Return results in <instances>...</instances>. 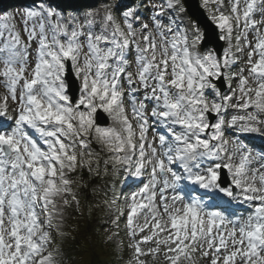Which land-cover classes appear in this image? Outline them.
Returning a JSON list of instances; mask_svg holds the SVG:
<instances>
[{"label":"snow or ice","instance_id":"obj_1","mask_svg":"<svg viewBox=\"0 0 264 264\" xmlns=\"http://www.w3.org/2000/svg\"><path fill=\"white\" fill-rule=\"evenodd\" d=\"M227 5L226 12L225 0H201L198 7L208 13L201 20L190 0H162L152 3L150 23L139 29L134 24L141 5L130 0H105L102 14L86 12L83 23L72 12L63 15L71 5L48 0H33L16 14L0 12V83L6 91L0 119L14 122L10 131H0V264H53L52 253L45 254V225L51 228L62 212L57 198L69 204L67 173L77 166L99 172V163L95 169L91 163L96 154L86 153L92 139L110 154L105 166H121L138 180L148 176L128 197L136 264L161 245L168 264L189 261L197 251L209 264H264V170L250 168L259 160L264 169V152L254 156L244 143L249 134L264 138V0ZM257 10L259 20L253 18ZM217 42L228 47L221 51ZM245 49L247 67L234 73L236 54ZM9 100L17 105L15 116ZM229 107L254 110L227 119ZM105 114L118 129L101 125ZM150 121L167 129L168 136H158L159 152L147 138ZM229 130L236 133L232 139L225 138ZM231 202L253 205V211L233 220L210 210ZM146 228L150 234H143ZM169 228L156 247L149 245Z\"/></svg>","mask_w":264,"mask_h":264},{"label":"rangeland","instance_id":"obj_2","mask_svg":"<svg viewBox=\"0 0 264 264\" xmlns=\"http://www.w3.org/2000/svg\"><path fill=\"white\" fill-rule=\"evenodd\" d=\"M72 1L73 0H59L58 2H60L62 5L64 4L71 5L70 3ZM93 2L96 3L97 5L93 7H88L87 10L84 11L95 12L97 9H100L102 14L101 5L102 3L105 2V0H93ZM130 2L137 5H141L140 12H142V10L145 9L144 4L146 3H144V0H130ZM241 6L243 7V3H241ZM257 7L258 8L260 7L259 3ZM225 9L226 12L229 11L227 0H225ZM57 10L60 11V9ZM19 11H21V9ZM19 11H14V9H12L11 11L10 9H3L0 12H9L16 14ZM69 12H72L74 15H76L79 18L80 22L83 23V18L85 13L78 12L73 8V6H71L69 7V10L67 12L66 11L63 12V15L67 17L69 15ZM205 12L207 13V10H205ZM151 13L152 12L142 13L143 18L145 19L142 20L141 24L150 23V19L152 16ZM255 19L257 20L260 19V12L258 10ZM118 22L121 21L118 20ZM14 23L16 25V30L21 31L22 33V25L20 23V18L18 15L16 16V20L14 21ZM95 23H98L100 27L101 16L98 15L95 17ZM163 23L165 24L168 23V17L163 21ZM234 38H235V33L232 41L234 46L233 49H235V43H236ZM248 38L249 40H252L253 37L252 35L249 34ZM32 45L35 47V43H33ZM226 47H228L227 43H226ZM248 50L249 49H245L243 53H239L240 54L239 59L234 64V68L232 70L234 73H238L241 68L247 67L245 61L247 59ZM84 51H86V48L84 49ZM34 60H35V50L29 53V70L31 69L32 66H34ZM129 61L133 62L134 58H131ZM2 67L3 65L0 64V68ZM130 70L134 71V66L130 68ZM244 75L247 76V71L244 72ZM0 81H3L2 76H0ZM236 83H237L236 81H233L232 83L233 88L236 87ZM249 86L250 87L255 86L251 80H249ZM5 94L6 91L2 83H0V97H3ZM237 95H239L238 92ZM240 102L242 103V101ZM8 104H9V115L15 116L16 113L14 109L16 108L17 105L13 103L11 100L8 101ZM125 107L126 110L128 111L129 116L131 117V108L127 104V101ZM250 111H253V109L251 108V110L247 112ZM233 115L234 114L227 115V119H231ZM262 118H264V116H262ZM109 121L111 123L110 127H116L117 129L119 128L118 124H115L110 119ZM6 122H7L6 120L0 119V128L4 124H6ZM11 127L8 129H4L2 131H10ZM147 138L148 141L151 142L154 147H156V141L151 138L150 134H148ZM225 138L232 139L233 137H231V133H229L228 131L226 133ZM90 145L95 146V150L93 151L86 150V153L88 151H91L96 154L94 157L91 158V163L93 169L96 168L97 162L99 163V172L96 171L89 172L87 166L83 168L77 166L78 170L75 171L74 174L73 172L67 173L68 179L72 182L71 183L72 194L67 196L69 204L63 205V201H61V204L63 205L61 214L55 217V219L53 220V226L51 228H48L47 225H45V230L48 231L49 234H54L55 236V243L50 244L48 245V248L47 246L45 248V254L52 253L53 264H60V262H63V264H69L68 262H70V264H80L81 258L83 259V257H85L84 252L82 251L79 252L80 249L79 247L83 246L82 244L90 248V253L94 251V253H92L94 255V256L92 255L94 262L93 263L89 262L88 264H107V261L99 259L96 253V249L98 248L96 239L100 231H103L106 237L109 236L111 237L110 244L113 245L116 254L126 256V254L129 253L131 254L130 257L128 258L129 260H131V257L134 255L133 248L130 247V245L132 244V238L130 237L127 228V213L129 210V203H130L128 197L130 196L129 194L130 189L126 188L125 191L124 188L125 184L116 181L117 178L114 176L117 170H113V169L110 170L111 168L110 162L107 166H105L104 160L110 158L107 149L95 139H92ZM83 159L89 160L87 154H85ZM252 163L253 164L250 166L251 169L264 170L261 169L259 166V164H261V161L253 160ZM107 174L109 176L110 174L113 175L111 176L110 179L104 180L103 176ZM144 176H147V174H145ZM147 180H148V176H147ZM96 183H99V185H96ZM120 193H123L122 198H120ZM73 194L75 196V200H73ZM158 200L159 198L157 197V201ZM141 219H142L141 217L138 218V221L136 219L137 221L136 223L140 226H143L145 223V219L142 220ZM74 222L78 223L77 226L73 224ZM162 223L164 222L162 221ZM72 224H73L72 231H74L77 227L78 228L80 227V229L83 232L82 236H78L77 238H75L78 239L76 244H72L70 241L71 237H75V236H71V234L67 232ZM150 227L151 224H149V228ZM143 234H150L149 230L146 228ZM168 234L169 231L160 232L157 237H154L153 240L149 242V245L151 247H156L155 241L157 239H164ZM139 238H140V234L138 233L137 239ZM145 249H147V246H145ZM160 250L161 252L162 251L165 252V248L163 245L160 246ZM162 254L160 255V260L159 262H157V264H168L167 260L165 259V253ZM195 255H197V257L200 259L199 263L196 264H209L210 258L201 257L199 251L195 252ZM145 263L149 264L148 259L144 260V264Z\"/></svg>","mask_w":264,"mask_h":264},{"label":"bare ground","instance_id":"obj_3","mask_svg":"<svg viewBox=\"0 0 264 264\" xmlns=\"http://www.w3.org/2000/svg\"><path fill=\"white\" fill-rule=\"evenodd\" d=\"M153 123V122H152ZM151 123V124H152ZM152 128H154L155 130H157L158 129V131L157 132H161V131H163V130H160L161 128L159 127V125L158 124H155V123H153V127ZM30 131V130H29ZM165 133H167V132H165ZM248 138V137H247ZM157 151L159 152V150L157 149ZM159 187H162V185H159ZM58 206H59V204H58ZM165 220V222H166V218L164 219Z\"/></svg>","mask_w":264,"mask_h":264},{"label":"water","instance_id":"obj_4","mask_svg":"<svg viewBox=\"0 0 264 264\" xmlns=\"http://www.w3.org/2000/svg\"><path fill=\"white\" fill-rule=\"evenodd\" d=\"M190 3H191V5H192V9H193V11H196V13L198 14V11L196 10L197 8H196V2H195V0H190ZM200 18V17H199ZM201 20H203V17L202 18H200Z\"/></svg>","mask_w":264,"mask_h":264}]
</instances>
